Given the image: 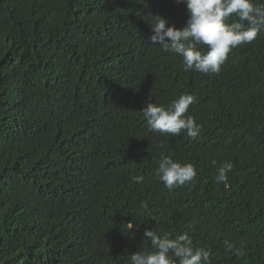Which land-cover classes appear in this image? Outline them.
Instances as JSON below:
<instances>
[{
    "label": "trees",
    "instance_id": "trees-1",
    "mask_svg": "<svg viewBox=\"0 0 264 264\" xmlns=\"http://www.w3.org/2000/svg\"><path fill=\"white\" fill-rule=\"evenodd\" d=\"M157 16L182 28L189 12L177 0H0V264H130L153 250L146 229L187 232L209 250L203 264H264V31L204 74L151 43ZM181 94L195 97L199 135L150 131L144 105ZM168 155L195 179L169 191L157 175Z\"/></svg>",
    "mask_w": 264,
    "mask_h": 264
},
{
    "label": "clouds",
    "instance_id": "clouds-1",
    "mask_svg": "<svg viewBox=\"0 0 264 264\" xmlns=\"http://www.w3.org/2000/svg\"><path fill=\"white\" fill-rule=\"evenodd\" d=\"M187 6L189 18L185 26H169L167 19L157 16L152 23V44L161 46L164 52H173L182 57L185 71L204 74H219L228 54L242 44L252 43L264 31V7L255 0H177ZM238 21L228 23L231 16ZM246 22V23H245ZM200 45H206L204 51ZM195 97L181 94L171 101L168 107L148 102L142 108L150 131L162 134L179 135L186 131L188 137L195 139L201 126L188 113ZM213 164L216 161L212 162ZM232 162L223 163L217 170L215 180L228 182V173L233 170ZM157 175L169 191L184 186L197 176L192 163H182L172 156H161ZM144 177H133L134 182H143ZM144 236L151 241V251H137L130 257V264H203L210 257L209 250L194 245L187 232L171 238L165 233L158 235L155 229H146ZM231 249L233 246L228 245ZM243 255V246L236 249Z\"/></svg>",
    "mask_w": 264,
    "mask_h": 264
}]
</instances>
